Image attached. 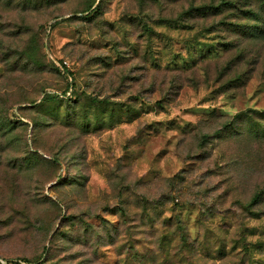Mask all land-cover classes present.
<instances>
[{
  "label": "rangeland",
  "instance_id": "374dc122",
  "mask_svg": "<svg viewBox=\"0 0 264 264\" xmlns=\"http://www.w3.org/2000/svg\"><path fill=\"white\" fill-rule=\"evenodd\" d=\"M0 264H264V0H0Z\"/></svg>",
  "mask_w": 264,
  "mask_h": 264
},
{
  "label": "trees",
  "instance_id": "16d2710c",
  "mask_svg": "<svg viewBox=\"0 0 264 264\" xmlns=\"http://www.w3.org/2000/svg\"><path fill=\"white\" fill-rule=\"evenodd\" d=\"M226 3V8H236V5H235V3L233 2V1H226L225 2ZM205 12V11H204ZM252 11H250V10H243V13L246 15V14H249V13H251ZM262 31V30H261ZM259 196L258 195H255L254 197H253V202H258L259 201Z\"/></svg>",
  "mask_w": 264,
  "mask_h": 264
}]
</instances>
